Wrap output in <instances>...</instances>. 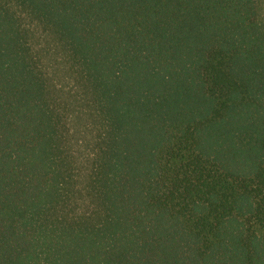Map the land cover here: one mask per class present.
Returning <instances> with one entry per match:
<instances>
[{"label": "trees", "instance_id": "16d2710c", "mask_svg": "<svg viewBox=\"0 0 264 264\" xmlns=\"http://www.w3.org/2000/svg\"><path fill=\"white\" fill-rule=\"evenodd\" d=\"M0 264H264L257 0H0Z\"/></svg>", "mask_w": 264, "mask_h": 264}, {"label": "rangeland", "instance_id": "374dc122", "mask_svg": "<svg viewBox=\"0 0 264 264\" xmlns=\"http://www.w3.org/2000/svg\"><path fill=\"white\" fill-rule=\"evenodd\" d=\"M257 3H258V5H259V8H260V13H261V17L263 18V20H264V0H257ZM35 36H36V41H35V43H36V45H37V47L39 46L40 48L41 47H44V45L46 44V43H49L50 45V47H52V48H54V43H53V38L51 37V36H49V35H47V34H45V33H43L42 31H41V29H36L35 30ZM54 51H55V53L57 52V49L56 48H54ZM60 52V51H59ZM55 53L53 52L52 53V55H51V57H53L54 55H55ZM58 55H59V53H58ZM57 55V57H58V59L56 58V57H54V58H52L53 60H51L50 62H48L47 61V65H53V64H55V63H59L58 61H62L60 58H59V56ZM59 67H61L60 65H59ZM59 84H60V80H59ZM78 124H77V126H79L80 128H82L83 129V126H84V124H81L80 122H77ZM83 136V135H82ZM93 136V135H92ZM84 137V136H83ZM75 139L76 138H74V142H75ZM76 147L77 146H75V149H76ZM79 150V149H78ZM81 150V154H85V153H87L89 150L88 149H83V148H81L80 149Z\"/></svg>", "mask_w": 264, "mask_h": 264}]
</instances>
